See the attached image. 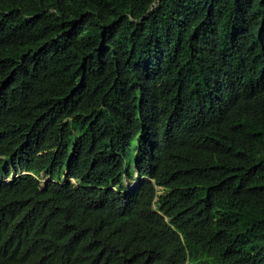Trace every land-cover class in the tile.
<instances>
[{
	"label": "trees",
	"instance_id": "obj_1",
	"mask_svg": "<svg viewBox=\"0 0 264 264\" xmlns=\"http://www.w3.org/2000/svg\"><path fill=\"white\" fill-rule=\"evenodd\" d=\"M0 264H264V0H0Z\"/></svg>",
	"mask_w": 264,
	"mask_h": 264
},
{
	"label": "rangeland",
	"instance_id": "obj_2",
	"mask_svg": "<svg viewBox=\"0 0 264 264\" xmlns=\"http://www.w3.org/2000/svg\"><path fill=\"white\" fill-rule=\"evenodd\" d=\"M46 180V177L41 179V185L44 184V181Z\"/></svg>",
	"mask_w": 264,
	"mask_h": 264
}]
</instances>
